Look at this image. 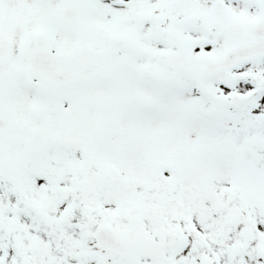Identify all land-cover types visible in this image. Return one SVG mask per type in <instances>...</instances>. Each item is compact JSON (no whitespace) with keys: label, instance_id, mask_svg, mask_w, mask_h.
<instances>
[{"label":"snow or ice","instance_id":"6c2138e0","mask_svg":"<svg viewBox=\"0 0 264 264\" xmlns=\"http://www.w3.org/2000/svg\"><path fill=\"white\" fill-rule=\"evenodd\" d=\"M0 264H264V0H0Z\"/></svg>","mask_w":264,"mask_h":264}]
</instances>
